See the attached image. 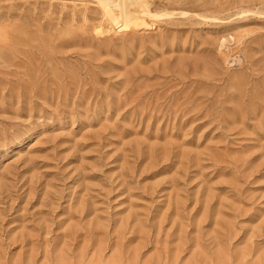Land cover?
Returning a JSON list of instances; mask_svg holds the SVG:
<instances>
[{"label": "rangeland", "instance_id": "1", "mask_svg": "<svg viewBox=\"0 0 264 264\" xmlns=\"http://www.w3.org/2000/svg\"><path fill=\"white\" fill-rule=\"evenodd\" d=\"M61 252L264 264V0H0V264Z\"/></svg>", "mask_w": 264, "mask_h": 264}, {"label": "bare ground", "instance_id": "2", "mask_svg": "<svg viewBox=\"0 0 264 264\" xmlns=\"http://www.w3.org/2000/svg\"><path fill=\"white\" fill-rule=\"evenodd\" d=\"M96 253H98V252H96ZM99 255H97V257H101V256H103V250H99V253H98ZM116 254V253H115ZM115 257H117V255L115 256ZM123 257V256H122ZM118 258V257H117ZM116 258V259H117ZM167 259V258H166ZM65 260H66V255L64 256V254L61 252V253H59V255H58V257H57V259H56V263L55 264H63L64 262H65ZM119 260H123V258L121 259H119L118 258V262H119ZM104 261V263L103 264H115V262H114V259L111 257V258H109L108 260H103ZM116 261V260H115ZM117 262V261H116ZM121 262V261H120Z\"/></svg>", "mask_w": 264, "mask_h": 264}]
</instances>
